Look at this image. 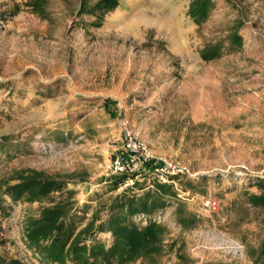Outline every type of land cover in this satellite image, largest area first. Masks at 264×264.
Listing matches in <instances>:
<instances>
[{
    "label": "rangeland",
    "instance_id": "rangeland-1",
    "mask_svg": "<svg viewBox=\"0 0 264 264\" xmlns=\"http://www.w3.org/2000/svg\"><path fill=\"white\" fill-rule=\"evenodd\" d=\"M83 1L97 0H52L49 23L28 0H0V181L39 175L67 184L40 202L6 199L0 264H42L25 228L43 207L72 201L83 227L95 213L106 220L123 194L155 201L154 180L116 185L123 122L156 158L197 175L183 182L189 196L171 188L167 207L134 217L167 230L162 253L145 264H257L264 210L248 197L264 192V0H212L201 31L188 14L193 0H120L98 27ZM235 29L241 47L202 60L204 41ZM203 199L217 200L218 212Z\"/></svg>",
    "mask_w": 264,
    "mask_h": 264
},
{
    "label": "trees",
    "instance_id": "trees-1",
    "mask_svg": "<svg viewBox=\"0 0 264 264\" xmlns=\"http://www.w3.org/2000/svg\"><path fill=\"white\" fill-rule=\"evenodd\" d=\"M52 0H28L27 5L42 20L52 23L47 12V5ZM64 4L68 0H60ZM120 0H97L93 5L86 1L81 3V12L97 18L94 26H101L105 16L114 11ZM212 0H193L188 14L202 30L212 11ZM243 38L235 29L219 41H204L200 49L203 61L210 62L218 59L222 50L239 48ZM112 102L107 100L106 107ZM121 178L116 181L120 184ZM264 188V181H259ZM67 184L63 181L44 179L39 175L21 179L16 184L11 181H0V213L5 214L6 199L13 203L40 202L53 192H61ZM138 186V185H136ZM136 188V187H135ZM172 189L166 185H156L153 203H149L152 195L147 193L145 198L129 199L126 194L117 197L109 208L106 220H101L95 213L88 223L78 225L77 209L72 201H59L43 207L38 217H30L26 222L25 239L30 250L42 264H145L163 251V244L167 235L164 226L150 223L147 226L134 221V217L141 212L153 215L157 210L167 207L165 197L171 196ZM248 204L254 208L264 210V192L260 195L250 194ZM189 225V224H188ZM1 230V227H0ZM104 233L111 234V242L100 239ZM177 264H186L184 257ZM257 264L264 263V245L260 251Z\"/></svg>",
    "mask_w": 264,
    "mask_h": 264
},
{
    "label": "built area",
    "instance_id": "built-area-1",
    "mask_svg": "<svg viewBox=\"0 0 264 264\" xmlns=\"http://www.w3.org/2000/svg\"><path fill=\"white\" fill-rule=\"evenodd\" d=\"M122 145L113 157V171L121 178L120 187L129 190L137 185L139 179L154 180L175 190L179 199L190 195L183 182L197 179L196 173L187 166L167 158H156L149 147L138 138L127 122L122 124ZM207 210L218 212L219 203L215 199H203ZM146 221V219H145ZM235 254H243L244 247L234 246Z\"/></svg>",
    "mask_w": 264,
    "mask_h": 264
}]
</instances>
